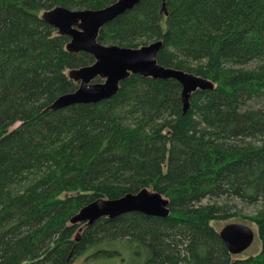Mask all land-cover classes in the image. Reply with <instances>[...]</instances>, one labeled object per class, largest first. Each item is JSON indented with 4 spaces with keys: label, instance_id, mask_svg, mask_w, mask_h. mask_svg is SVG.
<instances>
[{
    "label": "trees",
    "instance_id": "trees-1",
    "mask_svg": "<svg viewBox=\"0 0 264 264\" xmlns=\"http://www.w3.org/2000/svg\"><path fill=\"white\" fill-rule=\"evenodd\" d=\"M116 1L0 0V264H71L114 241L144 264H264V0H141L101 28L107 45L162 40L160 64L211 80L187 113L176 79L139 74L110 99L51 110L95 58L68 51L42 14ZM143 188L170 200L168 217L71 223L100 197ZM230 218L255 225L258 252H229L217 222Z\"/></svg>",
    "mask_w": 264,
    "mask_h": 264
},
{
    "label": "water",
    "instance_id": "water-1",
    "mask_svg": "<svg viewBox=\"0 0 264 264\" xmlns=\"http://www.w3.org/2000/svg\"><path fill=\"white\" fill-rule=\"evenodd\" d=\"M141 0H117L100 9L74 10L56 6L46 10L42 18L54 26L60 34L70 37L67 44L72 53L86 52L95 58L91 65L72 69L70 77L79 83L78 88L59 96L51 110H59L76 104H95L115 96L120 84L131 74L156 79H176L182 86V102L185 113L189 111L192 93L197 90H211L214 83L195 73L158 62L163 41L156 40L141 47L119 44H102L98 41L101 28L127 11L133 10ZM165 7V6H164ZM102 78V82H94ZM129 212H140L149 216L168 217L171 213L170 200L162 193L143 188L136 193H127L119 198L100 197L82 207L71 218V223L94 224L102 217L116 218ZM79 230L78 233H80ZM219 234L229 252L237 255L245 252L254 242L255 230L246 223L229 222ZM78 239V238H77Z\"/></svg>",
    "mask_w": 264,
    "mask_h": 264
},
{
    "label": "rangeland",
    "instance_id": "rangeland-1",
    "mask_svg": "<svg viewBox=\"0 0 264 264\" xmlns=\"http://www.w3.org/2000/svg\"><path fill=\"white\" fill-rule=\"evenodd\" d=\"M94 82H99L98 78L94 80ZM257 105V104H256ZM16 126V125H15ZM14 126V127H15ZM238 211H240L243 215H250L254 213V208L248 206H239ZM240 219L230 218L225 220H220L217 223V227L219 230L229 222H240ZM248 223L254 230L255 225L251 222ZM260 240L256 236L253 244L243 253L237 255H246L258 252L260 250ZM99 249L112 250L115 252L102 254L97 257H88L92 253L98 251ZM145 256L138 255L135 253L133 247L125 242H103L99 245L92 246L87 249L83 254L77 257L71 264H144Z\"/></svg>",
    "mask_w": 264,
    "mask_h": 264
}]
</instances>
